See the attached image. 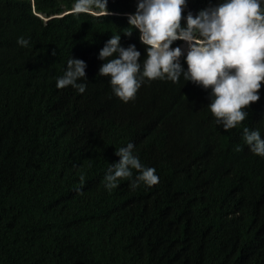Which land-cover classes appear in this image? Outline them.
Returning a JSON list of instances; mask_svg holds the SVG:
<instances>
[{
    "label": "trees",
    "instance_id": "trees-1",
    "mask_svg": "<svg viewBox=\"0 0 264 264\" xmlns=\"http://www.w3.org/2000/svg\"><path fill=\"white\" fill-rule=\"evenodd\" d=\"M214 3L188 0L182 16ZM72 7L0 0V264H264V157L243 140L244 127L264 137V82L228 131L183 77L124 103L97 75L98 53L120 34L143 61L138 30L124 34L137 0H108L107 15ZM71 55L87 63L84 93L56 87ZM129 142L159 182L121 179L109 192L105 174Z\"/></svg>",
    "mask_w": 264,
    "mask_h": 264
},
{
    "label": "clouds",
    "instance_id": "clouds-1",
    "mask_svg": "<svg viewBox=\"0 0 264 264\" xmlns=\"http://www.w3.org/2000/svg\"><path fill=\"white\" fill-rule=\"evenodd\" d=\"M107 4L108 0H73L72 11L79 14L97 9L107 15ZM187 5L188 0H137L135 13L128 14L130 27L124 34L131 36L133 29L138 30L145 58L141 61L135 44L123 47L120 34H114L98 53L103 63L97 75L108 78L112 93L124 103L134 100L146 82L159 79L178 83L183 77L208 91L207 106L215 124L224 131L231 130L248 117L250 104L260 99L264 0H216L195 15L188 11L182 16ZM178 40L183 44L172 47ZM17 44L27 48L30 38L18 37ZM86 68L83 59L71 55L56 79V87H72L84 93ZM243 140L254 155L264 157V137L258 129L244 127ZM134 148L132 142L116 148L119 160L111 163L104 177L107 191L117 188L121 179H127L131 189L159 182L156 169L144 165ZM234 150L240 151L241 146Z\"/></svg>",
    "mask_w": 264,
    "mask_h": 264
},
{
    "label": "rangeland",
    "instance_id": "rangeland-1",
    "mask_svg": "<svg viewBox=\"0 0 264 264\" xmlns=\"http://www.w3.org/2000/svg\"><path fill=\"white\" fill-rule=\"evenodd\" d=\"M183 44V41H182V43H181V45Z\"/></svg>",
    "mask_w": 264,
    "mask_h": 264
}]
</instances>
